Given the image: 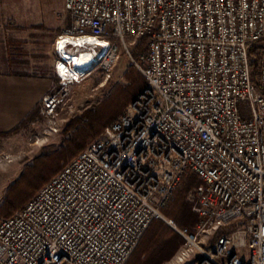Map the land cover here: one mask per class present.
<instances>
[{"label": "built area", "instance_id": "obj_1", "mask_svg": "<svg viewBox=\"0 0 264 264\" xmlns=\"http://www.w3.org/2000/svg\"><path fill=\"white\" fill-rule=\"evenodd\" d=\"M63 7L71 23L55 50L75 41L94 50V63L64 77L57 50L61 88L93 65L109 70L122 49L146 84L117 122L0 221V264H126L155 220L184 240L175 264H264V0ZM141 38L147 48L135 62ZM258 42L256 84L248 50ZM42 103L52 115L61 100L47 94ZM187 173L201 182L192 231L161 212Z\"/></svg>", "mask_w": 264, "mask_h": 264}, {"label": "rangeland", "instance_id": "obj_2", "mask_svg": "<svg viewBox=\"0 0 264 264\" xmlns=\"http://www.w3.org/2000/svg\"><path fill=\"white\" fill-rule=\"evenodd\" d=\"M0 11L7 15L11 27L23 33L20 48L23 56L32 63L31 69L49 80L52 76L54 78L53 67L58 60L54 54L55 41L69 29L71 23L64 11L63 0H0ZM77 52L79 51L76 50ZM131 65V59L122 49L112 68L104 70L93 65L79 83L67 88H61L58 77L55 76V81L49 83L51 86L48 94L56 95L61 104L54 113L44 114L41 100L35 111L30 114L31 119L16 127V132L11 133L15 131L13 129L0 133V205L9 187L35 158L64 146L68 137L74 133L75 126L71 123L89 111L97 112L103 118L114 111L117 95L132 87L129 75H138ZM70 69L73 68L69 66ZM70 125L72 128L67 132ZM193 188L188 193V200L194 207ZM163 217L169 220L164 215ZM194 227L187 229L192 231ZM182 245L162 264H175L174 258Z\"/></svg>", "mask_w": 264, "mask_h": 264}, {"label": "trees", "instance_id": "obj_3", "mask_svg": "<svg viewBox=\"0 0 264 264\" xmlns=\"http://www.w3.org/2000/svg\"><path fill=\"white\" fill-rule=\"evenodd\" d=\"M147 43V38H141L132 50L131 58L135 62L146 51ZM261 47L262 43L258 42L251 45L248 50L251 76L256 84L259 76L258 51ZM130 67L134 68L138 75H129L132 87L122 91L121 96L117 95L114 111L105 118L97 112L89 111L76 122L71 123L75 126L74 133L68 137L64 146L35 158L9 187L0 205V221L21 210L41 187L84 150L88 142L97 138L106 128L118 121L126 106L146 84L134 64ZM30 119L31 115L26 121ZM71 125L67 132L72 128ZM16 131L17 129L11 133ZM200 183L195 175L187 173L162 209L161 212L165 218L172 220L177 229L194 227L198 222V216L193 211V204L188 200V193L191 188L197 187ZM181 244H183V238L175 230L164 221L155 220L146 229L126 264H162L173 256Z\"/></svg>", "mask_w": 264, "mask_h": 264}, {"label": "crops", "instance_id": "obj_4", "mask_svg": "<svg viewBox=\"0 0 264 264\" xmlns=\"http://www.w3.org/2000/svg\"><path fill=\"white\" fill-rule=\"evenodd\" d=\"M22 35L10 26L7 15L0 11V133L23 123L48 94L49 83L55 81L54 67V78L50 80L31 69L32 63L20 48ZM56 51L54 45L58 59Z\"/></svg>", "mask_w": 264, "mask_h": 264}, {"label": "bare ground", "instance_id": "obj_5", "mask_svg": "<svg viewBox=\"0 0 264 264\" xmlns=\"http://www.w3.org/2000/svg\"><path fill=\"white\" fill-rule=\"evenodd\" d=\"M93 45L94 43H89V45ZM98 46L100 44H97ZM80 47L83 49H80ZM79 48V52L76 53L75 49ZM57 50L62 55V61L59 64L60 72L62 76H67L70 73L69 66L73 68V70L83 71L89 67V64L93 62L92 52L94 50L84 46L82 44L72 42L70 40H65L60 42ZM92 51V52H91ZM81 54V55H80Z\"/></svg>", "mask_w": 264, "mask_h": 264}]
</instances>
